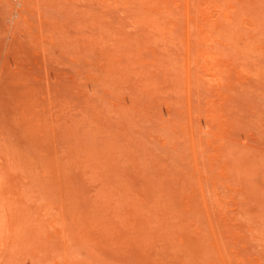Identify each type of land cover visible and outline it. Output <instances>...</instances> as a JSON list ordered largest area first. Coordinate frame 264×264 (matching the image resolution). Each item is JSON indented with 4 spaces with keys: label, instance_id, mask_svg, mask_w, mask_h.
<instances>
[{
    "label": "rangeland",
    "instance_id": "rangeland-1",
    "mask_svg": "<svg viewBox=\"0 0 264 264\" xmlns=\"http://www.w3.org/2000/svg\"><path fill=\"white\" fill-rule=\"evenodd\" d=\"M0 235V264H264V0H0Z\"/></svg>",
    "mask_w": 264,
    "mask_h": 264
},
{
    "label": "bare ground",
    "instance_id": "bare-ground-1",
    "mask_svg": "<svg viewBox=\"0 0 264 264\" xmlns=\"http://www.w3.org/2000/svg\"><path fill=\"white\" fill-rule=\"evenodd\" d=\"M6 243L7 242L5 241L4 237L0 235V261L1 260L4 261V259L7 257L11 241H9V243H7V246H6Z\"/></svg>",
    "mask_w": 264,
    "mask_h": 264
}]
</instances>
